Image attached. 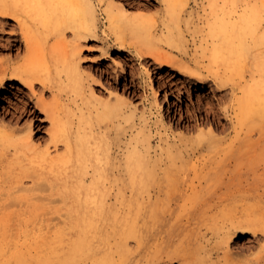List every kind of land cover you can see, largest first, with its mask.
I'll return each mask as SVG.
<instances>
[{
	"label": "rangeland",
	"instance_id": "obj_1",
	"mask_svg": "<svg viewBox=\"0 0 264 264\" xmlns=\"http://www.w3.org/2000/svg\"><path fill=\"white\" fill-rule=\"evenodd\" d=\"M122 1L126 3L127 7L130 8V10L141 9L145 13L144 18L147 23L160 25L157 31L156 38H153L154 41L152 45L155 47H160L162 48V50L164 49L163 51H169L166 45L167 43L164 39L165 33L161 30L165 12L161 10L158 1ZM189 1L190 2L187 7L189 12L192 11L191 20L193 21L188 27H185L186 42L183 46H186V48L190 52V60L192 62V65H197L196 68L198 67L199 69L204 71H209L211 70V68L214 69V71H217V73L220 75L221 80L228 81L232 86L237 87L235 93L233 92L232 87L229 86V88L227 87L226 90H224L225 94L223 95L224 91H220L219 89H217V84L212 80L206 81L207 83L198 82V80L193 77L179 74L177 70L171 69L170 66L162 65L160 63L158 64V62L154 61V59L152 58L139 57L136 54V51H134L133 49H130L131 51L120 50L118 47H116V45L114 46V44L112 43L108 44V42H106L108 34L111 37V41L116 37L118 33L125 34L128 38V42L134 39V35L132 34L133 31L131 29H126L125 27H122L121 32L116 33L115 30L109 25V23L105 21V18L102 17V14H100V37L88 38L87 40H83V47L81 50V68L84 73H87V71H92L91 74L93 73L96 76V80L89 81L86 78L87 76L84 78L83 82L86 84V87H88L86 88V93L88 94L90 92L88 84L91 83L94 91L97 92L95 93V95L100 99V102H94L96 100L92 102L91 100H88L90 99L88 98V96V99L85 98V100L87 99V104H82L85 107L87 106L84 111L88 112L89 110L87 114L92 117L93 123L95 125L94 127L97 131L93 138L95 139V141L93 139L92 141L94 145H98L100 151L99 155L103 157L102 166L104 167V165L106 164V167L103 168L106 177H104L105 179L103 181V184H101V193L103 192V205L101 204L102 208L98 210L99 213H97L100 218H98L97 221L93 220L99 226H97L92 232H90V234H95L96 236L93 235V237H90L91 239L89 238L91 243L89 250H87L86 252H81L82 254L78 253L73 255V257L76 258V264H91L93 261L98 260L99 258L103 260L106 259L108 260V262L110 261L111 264H113L114 262V264H136V262L137 264H179L177 258L168 260L169 256L181 255L187 250L191 249L200 248L202 250V248L205 249V246L206 251H202V254H208L209 249L212 250L217 248L219 245H222L220 236L222 226L224 225L226 219L230 216L227 213L231 215L235 213L234 211L236 204L240 205L242 203L239 207V209L242 208V214H252L254 212V215H257L258 213L264 214L260 213V211L264 212V140L260 136L262 128L264 127L262 115L260 113V110L257 108L242 112V109L238 106V103L235 100L236 96H240L242 94L239 86H242L243 83L250 79L251 72L242 65V59H236L234 62H231L230 65L233 64L232 66L224 63H220L221 65L211 64L208 53L206 54L204 49L206 43L202 42V39L205 37L206 32V29L203 27L205 24L202 20V16L204 17V10L202 6L198 7L194 0ZM220 2L221 4L223 3V1ZM236 4H238L237 8L240 10L244 6L242 0H238ZM104 7L105 4L99 5V8L101 9ZM232 7L230 6V8ZM227 8H229V6H227ZM175 14L177 13L175 12ZM181 14H183L182 11ZM174 29L177 32V29ZM107 45L109 49L106 55L103 54V51L106 49ZM7 55L8 53L6 52H0V58H4ZM89 66L91 68H89ZM98 69L99 71H101L102 69L103 71L106 70L107 74L101 76L100 73H97ZM148 80L150 81V83L148 82ZM198 87L204 88L202 97H198L197 95L196 88ZM155 88L157 90V93H155ZM3 89L4 88L0 86V94L3 93ZM10 89L12 90L10 92H7L8 97L6 96L4 98L0 106V121H4L6 124L13 126V128L17 130L15 131L16 136L25 134L28 130L24 126L30 122L33 124L32 131H34L35 139L39 135L48 136L46 135L48 134L47 129L51 125V123L50 120L46 118V114L38 113V115L34 117L28 115L24 116L20 110L16 109V103L21 98V96L27 97V94L24 95L23 93L18 91L17 88ZM38 89V94L34 96L35 99L42 97V91L40 88ZM67 91L70 93L69 90ZM118 91H120V93ZM43 97L47 102L53 101V94L51 93V91L50 93L49 91L46 92ZM33 103L34 102L31 103L32 108L35 107V103ZM93 104L95 105V107L91 106ZM96 105H98V107ZM130 110L132 113L134 111L132 115L131 112L129 113ZM97 111L102 112L101 114H98ZM124 116H126V118ZM37 119L38 121L35 122ZM17 126H21L23 128L18 129ZM9 129H11V127ZM214 130H216V132ZM135 135L138 141H136ZM143 135H146V137ZM260 143L262 147L260 146ZM136 144L137 152H139V161L141 162V164L143 163L142 167L144 169H140L141 171H137L135 174L137 177L135 175L133 177L131 175H128L129 173L132 174V172L128 171V158L126 157L131 152V150H134ZM45 145L46 142H44L40 147L43 148L45 147ZM8 147V150L6 149L8 153L5 156H0V167L3 168H0V204L3 205H0V209L1 212H7L5 215L3 213L0 214V223L3 219L0 226L4 223V225H2L3 230L0 227L2 230V232L0 231V239L3 238L2 234L6 233L5 235L8 236H6L7 240L5 239V241H9L8 245H5L6 251L4 254H2V256L5 255L6 257H4L6 259L8 258L13 261L15 260V253L13 252L17 251L22 252L27 256H30L32 254V257H37L38 255L42 256L40 254H43V256L51 254L49 247L53 246V243H43V241H40L38 239L43 238L46 234L48 235L47 239H50V241H52V238L55 237L54 234H56V230L58 228L63 227L64 229H66V227H68L67 229L70 230V218L69 216H65H67L68 214L67 207L80 199L79 197L73 195V190H77V184H80L79 178L81 177L80 175H76L77 173L70 170L68 182L61 180L55 181L48 173L44 174L40 170L38 171L37 169H32V167L30 168V170L35 171L31 172L32 176L26 177L27 175H25L24 168L17 167L14 169L10 168V170L8 169L7 162L10 157H13L11 155L14 154L15 151L12 145ZM261 150L263 152H260ZM53 151L54 150L52 149V152ZM61 151H64V148L63 150L61 149ZM56 152L57 151L55 150V152H53L52 154ZM70 166L72 167V165ZM149 167L152 169V171H150L151 169ZM89 168L91 172L87 174L88 176L86 175V183L89 182V179L91 178L90 174H92L91 166ZM22 170H24V172ZM7 173L9 174V176ZM144 176L146 179L144 178ZM117 177L119 178V180ZM23 178L27 179L25 180ZM43 178H45L44 181ZM16 179L20 180L19 183ZM130 179H132V181ZM40 180L42 181V183L46 181L45 183L47 184L40 183ZM21 181H23V184L24 182L26 183L24 184L25 186ZM73 181L75 182V184ZM69 183H71L72 185ZM19 185L24 186L20 187V190L22 189L21 191H19L18 189ZM51 185L53 186L51 187ZM44 186H48L49 188H45ZM61 186L63 187V190ZM11 187H14V192ZM238 187L240 188V191H238ZM23 188H27L26 190H31L25 191L23 190ZM11 191L13 193H11ZM61 191H63L64 193ZM2 192H5L6 194L4 193V195ZM8 193L10 195L14 194V197L13 195H11L10 197ZM49 193H52L51 196H49ZM15 195H17L16 197L19 196L18 199L15 198ZM36 196L38 199L39 197L42 199L38 200L36 198H33ZM45 196H49V199H57V201L59 202L57 203L56 200L54 202H51V200L53 201V199L49 200L47 199L48 197ZM12 197L14 198L13 200L11 199ZM45 198L47 199V201H45ZM16 199L20 202V205L18 204L19 207L17 206V204H15ZM22 199L24 200L23 202H27V206L26 203L23 204V202H21ZM119 199H122L121 202H123L120 203ZM42 200L45 201V203ZM8 201L10 204L11 201H13L15 205H10V208H5L6 206H9ZM28 202H30V204ZM46 205H48V207H46ZM52 205L53 207L51 208ZM233 205L234 208H232ZM1 206L3 208H1ZM80 207L81 212H84V210H86V208H83V204H81ZM91 208H88V211L93 210V207ZM255 210H257V212L258 210L260 211L256 213ZM14 211L16 213L15 215L17 216L16 217L14 215V218H17L18 220H15L14 218L12 219L11 217ZM41 211L42 213L40 214L39 212ZM43 211H47L48 214L46 212L43 213ZM34 212H36V215ZM43 214H45V218L51 215L54 216L55 214H57V216L59 217L52 216L53 218L51 217L49 219H45L43 217ZM64 214L66 215L64 216ZM34 215L35 218L32 219ZM225 215L227 216L225 217ZM29 216L32 217L30 218ZM38 217L40 220H36L38 219ZM59 218L63 219L64 221L61 219L57 220ZM12 220L14 221V223H12ZM30 220L32 223H29ZM56 220L58 221V223H55L57 222ZM136 220L138 221V223L134 222ZM15 221L16 224H19L17 225L19 230L16 229L18 232L15 231L13 227V229L9 228L10 225L13 226L15 224ZM61 221L63 222L61 223ZM167 221L168 223H166ZM8 222H10L9 225H7ZM170 222L173 224H171ZM34 223L36 225L37 223L42 225L40 227V225L36 226ZM163 223H165L166 225ZM5 224L7 228L5 227ZM33 224L35 225L34 228ZM53 224L55 225L54 227H52ZM169 224L171 226H169ZM141 225L143 226V229H141ZM28 226L34 229V233L31 230L32 228ZM25 228H30L31 231L27 229L29 235H27V230ZM132 230L135 232V235L128 234ZM12 232H14V237L11 236ZM40 232L44 234L41 237ZM47 232L49 234H47ZM183 233L186 234L183 235ZM30 235L33 236V239H31L32 237ZM76 235L78 234H75V232L67 233L66 236L64 235L65 238L63 240V243L65 247H70L69 245H66L65 242L77 239L78 236ZM217 235L219 237H217ZM69 237L71 238V240H69ZM180 237H182V239H180ZM80 238H82V233H80ZM263 238H261V240H263L261 241L262 244H264ZM11 240L13 241V245ZM23 240H25V243ZM32 240L34 241L32 242ZM0 241L2 242L3 239ZM30 241L32 242V245ZM180 241L182 244L180 243ZM217 242H219L220 244ZM59 244H61L60 241H58V245ZM28 245H30L31 247ZM132 245L134 246L132 247ZM177 245H180L181 247H178ZM209 245L210 247H208ZM211 246L213 248H211ZM259 246L254 249L251 248L253 249V251H251V249H249L248 247V249L245 247L246 250L244 249L245 251L243 250L242 252L248 251L247 253H249V255L251 253V255L249 256L246 253L244 255L242 254V257H244L242 258V264H244V262L245 264H251V262L252 264H254V262L251 260H254L255 258L254 261H256V259L258 258L257 251L259 256L262 253H259L262 250V247ZM65 247H61L57 250L61 254L62 258L66 255L72 254L71 250L68 251V249H65ZM100 247L105 249H101ZM126 247L128 248L127 250ZM27 249L29 252H25V250ZM35 250L38 252H36ZM110 250H113V252ZM254 250L257 251L255 252ZM57 251L52 254H56ZM154 253H157L158 255ZM155 255H157V257ZM252 256L255 257L253 258ZM250 257H252L253 259H251ZM111 258L112 260H110ZM214 259H218L217 254L214 255Z\"/></svg>",
	"mask_w": 264,
	"mask_h": 264
},
{
	"label": "bare ground",
	"instance_id": "obj_2",
	"mask_svg": "<svg viewBox=\"0 0 264 264\" xmlns=\"http://www.w3.org/2000/svg\"><path fill=\"white\" fill-rule=\"evenodd\" d=\"M154 1H158L159 5L161 7V10L165 12V17H164V19L162 18L163 22H162L161 30L165 33L164 39L167 43L166 45H167L169 51H163L164 49L162 50V48L157 47V46H156L157 47L156 48L155 46L152 45L154 39L156 38L157 31H158V28L160 25L159 24L153 25V24L147 23V21L144 18L145 13L141 9L130 10V8H128L126 3L122 0H0V52L8 53V55L5 56L4 58H0V86L4 88L3 93L0 94V106H1L4 98L6 96L8 97L7 92H10L12 90L10 88H17L18 91H20L24 95L27 94V97L21 96L20 99L18 98L19 100L16 103V109L20 110L24 116L28 115V116L34 117V116L38 115V113L39 114L45 113L46 118L49 119L50 123H51V125L47 129L48 134H46V135H48V136L39 135L35 139L34 131H32L33 130L32 129L33 124L31 122L27 123L24 126L28 130L25 134H23L21 136H16L15 131H17V130H15L13 128V126L6 124L4 121H0V141H1L0 142L1 143L0 144V156H5L8 153V151H7L9 148L8 146L12 145L14 147L15 151H14V154L11 155L13 157H10V159L7 162L8 169L10 170V168L14 169L17 167L24 168L25 169V175H27L26 177L32 176L31 172L35 171V170L31 171L30 170L31 167H32V169H37L38 171L40 170L44 174L48 173L53 178V180H55V181L61 180V181L68 182L70 170L77 173L76 175H80V177H81V178H79L80 184H77V187L80 189V192H79L78 188H77V190H75V189L73 190V195H75L76 197H79L80 199L77 202H75V203H73L67 207L68 208L67 216H65L66 214H64L65 217L69 216V218H70V220H69L70 221V223H69V226H70L69 229L70 230L67 229L68 227H66V229H67L66 230L60 226L61 228H58L56 230L57 235L54 234L55 237L52 238V241H50V239L49 240L47 239L48 235L45 234L46 235L45 236L44 234H42L40 232V237L43 235H44V237L41 239H38V240L43 241V243H48V244L53 243V246L49 245L50 246L49 250H50L51 254H48L45 256H43V254H40L42 256L36 255L37 257H35V256L32 257L31 253H30L31 254L30 256H27L26 254L17 251V252H13V253H15V256H14L15 260L12 261L8 258L6 259L5 255L2 256V254H4L6 251L5 245L6 244L8 245V242H9V241H7V242L5 241L6 236H8V235H5L6 234L5 233V234H2L3 235V238H2L3 241L2 242L0 241V264H76V262H75L76 258H74L73 255L81 253V252H86L87 250L90 249V246H91V243H90L91 238L90 237L91 236L93 237V235H95V234H93V235L90 234V232H92L94 230V228L99 226L93 220L97 221V219L100 218L97 215V213H99L98 210H100L102 208L101 204L103 205V203H102V198H103L102 193L103 192L101 193V190H102L101 184H103V181L105 179L104 177H106L105 173H104V169H103L104 167H106L105 166L106 164L104 165V167L102 166L103 157H101L99 155L100 151H99L98 145L93 144L92 139L94 138L97 131H96V128L94 127L95 125L93 123L92 117H90V115L87 114L89 112V110H88V112L84 111V109L87 108V106L85 107L82 104V103L87 104L86 100L88 98H90L88 100H91L92 102L94 100H96L94 102H97V103L100 102V99L98 97H96L95 93H97V92L94 91L91 83L88 84V86L90 88V92L88 94L86 93L87 92L86 88H88V87H86V84L83 82L84 78L87 76L86 78L90 81V80H96V76L93 73L91 74L92 71L91 72L87 71V73H84V71L82 70V68H81V63H82L81 50L83 47V40L84 39L87 40L88 38L100 37V35H101L100 34V31H101V29H100V20H101L100 14H102V17L105 18V21L109 23V25L115 30L116 33L121 32L122 27H125L126 29H131L133 31L132 34L134 35L133 36L134 39L129 41V42H128V38L125 34L118 33L116 35V37L114 36L115 38L112 41H111V37L108 34V38H106V42H108V44L112 43V44H114V46L116 45V47H118L120 50H128L129 51L130 49H133L134 51H136V54L139 57L152 58V59H154V61L158 62V64L160 63L162 65L170 66L171 69L177 70V72L179 74L188 75L190 77H193V78L197 79L198 82H206L208 80L209 81L212 80L217 84V86H218L217 89H219L220 91H224V90H226L227 87L229 88V86H230V87H232L233 92L234 93L236 92L237 87L232 86L230 84V82H228V81L221 80L220 75L217 73V71H214V69L211 68V70H209V71H204V70L199 69L198 67L196 68L197 65L196 66L192 65V62L190 60V52L186 48V46L185 47L183 46V45H185V42H186L185 27H188L190 25V23L193 21V20H191V17H192L191 12L192 11L189 12L188 7H187L190 1L189 0H154ZM194 1L198 5V7L202 6V8L204 10V17L202 16V20H203V23L205 24L203 27L206 29V32H205V37L202 39V42L206 43V46L204 47V49H205L206 54L208 53L209 59L211 60V64L217 65L220 63H222V64L224 63L227 65H230L231 62H234L236 59H240V60L242 59V65L244 67H246L247 70H250L251 74H250V79L247 80L245 83H243L242 86H239V89L241 90L242 94L240 96H236L235 100L237 101L238 106L242 109V112L250 111V109H253V108L259 109L260 113L262 115L263 123H264V0H253V1L242 0V3L244 6L242 7L241 10L237 8L238 4H236V3L238 2V0H194ZM220 1H223V3L221 4ZM149 2H151V0H149ZM102 4H105V7L101 9V8H99V5H102ZM227 6H229V8H227ZM230 6L231 7L233 6V7L230 8ZM177 10H178V12H177ZM181 11L183 12V14H181ZM175 12L177 14H175ZM174 28L177 29V32ZM108 49L109 48L107 45L106 49L103 51V54H106L108 52ZM144 60H146V59H144ZM232 65H230V66H232ZM82 66H83V64H82ZM89 68H91V67L89 66ZM99 69H101V68H99ZM99 69L97 70V73H100L101 76H104L105 74H107L106 70L103 71V69H102L101 71H99ZM94 73H96V72H94ZM100 75H98V76H100ZM94 76H95V78H94ZM148 82L150 83L149 80H148ZM38 88H40L42 91V97L35 99L34 96L38 94V91H37ZM67 90H69L71 94ZM196 90H197L198 97H202V93L204 91V88L198 87V88H196ZM48 91H49V93L51 91V93L53 94V101H49V102L45 101L43 96ZM118 92L120 93V91H118ZM67 93H69V94H67ZM155 93H157L156 88H155ZM224 94H225V91H224L223 95ZM65 95H67V96H65ZM220 97H222V96H220ZM85 98H87V99L85 100ZM32 102L35 103V107H33V108L31 107ZM91 106L95 107L94 104ZM96 106L98 107V105H96ZM102 106H103V104H102ZM120 106H121V103H120ZM113 107H114V105H113ZM112 108H111V110H112ZM98 109H96V110H98ZM117 110H118V108H117ZM121 110H123V109H121ZM121 110H119V111H121ZM101 112L102 111L98 112V114L99 113L101 114ZM109 112H110V110H109ZM130 112H131V110L129 111V113ZM133 113H134V111H133ZM133 113L131 112V115ZM240 113H241V110H240ZM116 114H118V113H116ZM126 116H127V114H126ZM126 116H124V117L126 118ZM239 119H240V117H239ZM37 121H38V119L35 122H37ZM40 122H42V121H40ZM14 124H15V122H14ZM10 127H11V129H9ZM14 127H15V125H14ZM22 128L23 127H21V126L18 127V129H22ZM214 128H215V126H214ZM141 130H142V128H141ZM214 131L216 132V130H214ZM100 133H102V132H100ZM104 134H105V132H104ZM211 134H212V132H211ZM143 136L146 137V135H143ZM147 136H148V134H147ZM260 136L264 140V127L262 128V132H261ZM135 137H136V135H135ZM93 140L95 141V139H93ZM136 141H138L137 137H136ZM44 142H46L45 147H43V148L40 147ZM133 145H132V147H133ZM110 146H111V143H110ZM142 146H143V144H142ZM260 146H261V143H260ZM63 148H64V151H61V149L63 150ZM52 149L54 150L53 152H55V150L57 152L52 154L53 153ZM11 150H12V148H11ZM101 152H103V151H101ZM105 152H106V150H105ZM129 152H130V150H129ZM260 152H263V151L261 150ZM263 154H264V152H263ZM125 155H126V153H125ZM126 158H128V163H127L128 169H129L128 171L132 172V174L129 173L128 175H131L134 177V175L136 174L137 171H141L140 169H144L142 167L143 163L141 164V162L139 161V152H137V144L134 147V150L133 151L131 150V152L127 155ZM123 161H124V159H123ZM107 163H108V160H107ZM70 165H72L73 168ZM90 166L92 168V174H90L91 178L89 179V182L86 183L87 182L86 175L91 172L90 168H89ZM118 167H116V168H118ZM1 169H3V168H1ZM145 170H146V168H145ZM22 171L24 172V170H22ZM150 171H152V169ZM35 175H37V174H35ZM262 175H263V173H262ZM8 176H9V174H8ZM20 176H21V174H20ZM144 178H145V176H144ZM23 179H25V178H23ZM44 179L45 178H43V181H44ZM260 179H262V178H260ZM16 180L19 183L20 180H18V179H16ZM47 180H49V179H47ZM78 180H77V182H78ZM118 180H119V178H118ZM130 180L132 181V179H130ZM23 181H21L22 184H23ZM39 182L42 183L41 180ZM45 182H43V183L47 184ZM70 182H71V180H70ZM131 183H133V182H131ZM24 184H26V183L24 182ZM69 184H71V183H69ZM74 184H75V182H74ZM117 184H118V182H117ZM110 185H112V184H110ZM24 186L19 185L18 186L19 191L22 190V189L20 190V187H24ZM52 186L53 185H51V187ZM44 187L49 188L48 186H44ZM72 188H73V186H72ZM5 189H6V186H5ZM13 189H14V187L12 188V190ZM26 189L23 188V190H25V191L31 190V189H28V190H26ZM62 190H63V187H62ZM14 191L15 190H13V192ZM238 191H240V188ZM13 192L11 191V193H13ZM61 192H63V191H61ZM83 192H84V194H83ZM118 193H120V192H118ZM51 194L49 196H51ZM242 194H244V193H242ZM11 195H13V197H14V194H11ZM11 195H10V197H11ZM21 195H23V194H21ZM16 196L17 195H15V198L18 199L19 196L18 197H16ZM49 196H45V197H48L47 199H49ZM233 196H234V194H233ZM13 197L11 198L12 200L14 199ZM33 198L38 199L37 196L33 197ZM64 198H67V197H64ZM139 198H140V196H139ZM17 199L15 200V204H17V206L19 207L20 202L17 201ZM23 199L21 202L24 201ZM39 199H42V198L39 197ZM47 199L45 201H47ZM50 199H53V198H50ZM19 200H20V198H19ZM26 200H28V199H26ZM55 200L57 201V199H53V201L51 200V202H54ZM119 200H120V203L123 202V201L121 202L122 199H119ZM119 200H117V201H119ZM45 201H43V202L45 203ZM106 201H107V199H106ZM12 202L13 201H11V204H10L8 201L9 206H6V207L4 206V207L10 208V205L11 206L15 205L14 202H13V204H12ZM16 202H18V203H16ZM58 202L59 201H57V203ZM25 203L27 206L28 205L27 202H23V204H25ZM28 203L30 204V202H28ZM33 203H34V201H33ZM227 203H226V206H227ZM53 204H55V203H53ZM81 204L84 205L83 208H86V210L83 209L84 212H81V209H80ZM109 204H111V203H109ZM0 205H2V204H0ZM240 205L239 204L235 205L236 206L235 211H234L235 213H233L232 215L227 213L230 216L227 219L225 218L226 221H225L224 225L222 226V229L220 228L221 232L220 231L219 232H220V236H221L222 245H219L217 248L212 249V250L207 249L209 251L208 254L207 253L202 254V251L204 252V250L206 249V246H205V249L202 248V250L200 248L191 249V250H187L186 252H184L181 255H176V256L170 255L168 260H171L173 258H177V260L179 261V264H242V258H244L242 256L245 253L249 255V253H247L248 251L242 252L245 249V247L246 248L248 247L249 249H251V248L254 249L260 245L262 247L261 248L262 250L259 253H261V252L262 253L259 256L258 251H257L259 249H257L256 251H257V255H258L257 257L258 258L256 259V261H254L255 256L254 257L252 256L254 258V260H251V259H253L252 257H250L251 258L250 260L253 261L254 264H264V244L261 243V241H263V240H261V238L264 237V214H259L258 212L260 210H258V212H257V210H255L256 213H258L257 215H254L255 212L252 214H242V208L239 209ZM2 206H1V208H3ZM108 206H110V205H108ZM46 207H48V205H46ZM52 207H53V205L51 206V208ZM91 207H93V210L88 211V208H91ZM128 207H129V205H128ZM252 207H253V205H252ZM232 208H234V205ZM12 209H15V208H12ZM38 209H40V208H38ZM124 209H126V208H124ZM64 210H65V208H64ZM44 212H46L48 214L47 211H43V213ZM120 212H122V211H120ZM1 213H3L5 215L7 212L6 213H4L3 211L1 212V209H0V214ZM20 213H22V212H20ZM34 213L36 215V212H34ZM39 213L41 214L42 211ZM247 213H248V211H247ZM260 213H264V212L260 211ZM15 214L16 213L14 211V213L12 214L13 216L11 215L12 219L16 216ZM50 214H52V213H50ZM57 214H55L54 216H57ZM35 215L32 219L35 218ZM20 216H19V218H20ZM44 216H45V214H43V217ZM52 216L53 215L46 217V218L44 217V218L49 219ZM64 216H62V217H64ZM226 216L227 215H225V217ZM57 217H59V216H57ZM141 217H142V215H141ZM23 218H22V220H23ZM60 219L61 218H59L57 220H60ZM2 220H1V223H2ZM31 220L29 223H32ZM36 220H40L39 217ZM61 220H63V219H61ZM137 220L134 222L138 223ZM63 221H61V223ZM160 221H161V219H160ZM9 223L10 222H8L7 225H9ZM12 223H14V221ZM55 223H58V221ZM166 223H168V221ZM34 224H33V228L36 225V224L35 225ZM157 224H158V222H157ZM163 224H165V223H163ZM171 224H173V223H171ZM2 225H4V223ZM2 225L0 227L3 230ZM17 225H19V224H16V221H15V224L13 226L10 225L11 227L9 226V228L13 227L15 229V231H17L16 229L19 230ZM38 225H40V227H41L42 224L37 223L36 226H38ZM30 226H32V225H30ZM30 226H28V227H30ZM50 226H52V225H50ZM54 226L55 225L53 224L52 227H54ZM169 226H171V225L169 224ZM5 227H6V224H5ZM216 227H218V226H216ZM1 228H0V231L2 232ZM30 228H32V227H30ZM30 228L29 229L27 228V229L29 231L32 230V232H33L34 229L32 228L30 230ZM36 228H38V227H36ZM100 228H102V227H100ZM124 228H125V226H124ZM141 229H143V226L141 227ZM212 229H213V227H212ZM28 230H27V235H29ZM42 230H43V228H42ZM114 230H115V228H114ZM70 232H75V234H78V235H76V236H78V238L74 239L72 241H66L65 244L70 246L68 248V247H65L63 240H64L66 234L70 233ZM169 232H170V230H169ZM12 233H11V236L14 237V232H12ZM80 233H82V238H80ZM16 234H18V233H16ZM47 234H49V233L47 232ZM128 234L129 235H135V232L132 230ZM185 234L183 233V235H185ZM199 235H200V233H199ZM218 235H217V237H219ZM0 236H1V234H0ZM9 237H10V235H9ZM23 237H24V235H23ZM31 237H32L31 239H33V236H31ZM121 237H122V235H121ZM25 238H27V237H25ZM28 238H29V236H28ZM2 239H0V240H2ZM180 239H182V237H180ZM190 239H189V241H190ZM16 240H17V238H16ZM69 240H71V238ZM23 241L25 243V240H23ZM33 241L34 240H32V242ZM58 241H60L61 244L58 245ZM103 241H104V239H103ZM32 242H31V245H32ZM105 242H107V241H105ZM107 243H109V242H107ZM180 243H181V241H180ZM217 243H219V242H217ZM133 244H134V242H133ZM12 245H13V241H12ZM28 246H30V245H28ZM133 246L134 245H132V247ZM173 246H176V245H173ZM33 247H34V245H33ZM46 247H48V246H46ZM61 247H65V249H68V251L71 250L72 254L66 255L65 257L62 258L61 254L57 251ZM208 247H210V245ZM6 248H7V246H6ZM100 248L105 249L102 247H100ZM211 248H213V247L211 246ZM28 249L25 250V252H29ZM65 249H63V250H65ZM111 249H113V248H111ZM127 249L128 248L126 247V250ZM253 249H251V251H253ZM140 250H142V249H140ZM10 251H12V250H10ZM55 251H57V253L52 254ZM110 251L113 252V250H110ZM116 251H117V249H116ZM145 251H146V249H145ZM36 252H38V251H36ZM166 253H168V252H166ZM220 253H221V255H220ZM154 254H157V253H154ZM215 254H217L218 259H214ZM157 255H155V256L157 257ZM250 255H251V253H250ZM110 257H112V256H110ZM99 259L93 261L91 264H111L110 261L108 262V260H106V259H105L106 261L101 259V258H99ZM110 260H112V258ZM113 262H114V260H113ZM136 264H137V262H136ZM244 264H245V262H244ZM251 264H252V262H251Z\"/></svg>",
	"mask_w": 264,
	"mask_h": 264
}]
</instances>
